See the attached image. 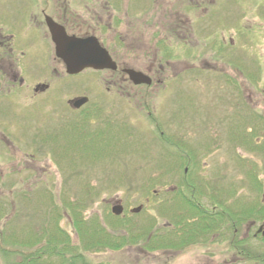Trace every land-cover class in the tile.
<instances>
[{"label": "rangeland", "instance_id": "rangeland-1", "mask_svg": "<svg viewBox=\"0 0 264 264\" xmlns=\"http://www.w3.org/2000/svg\"><path fill=\"white\" fill-rule=\"evenodd\" d=\"M153 2L160 11L187 5ZM194 8L187 19L201 61L191 76L178 73L165 91L144 90L141 105L112 94L109 110L87 123L46 102L15 127L16 149L28 156L0 157V264H246L231 242L264 220L257 205L264 199V0H204ZM221 36L234 44L218 57L211 48ZM232 74L237 90L224 78ZM76 81L92 87L95 79ZM73 118L78 124L68 126ZM184 182L195 188L184 194L207 210V200L225 199L223 187L234 193L244 217L235 234L230 227L197 231L173 248L174 216L195 221L172 193ZM111 200H121L122 217L110 213ZM248 243L257 256L264 251L259 239Z\"/></svg>", "mask_w": 264, "mask_h": 264}, {"label": "flooded vegetation", "instance_id": "flooded-vegetation-1", "mask_svg": "<svg viewBox=\"0 0 264 264\" xmlns=\"http://www.w3.org/2000/svg\"><path fill=\"white\" fill-rule=\"evenodd\" d=\"M182 1L187 3L183 4V12L175 10V6L160 11L153 6V0H130L131 7L123 4L124 0H114L113 6L110 0H0V125L12 127L10 130L0 128V151L4 154L0 152V157H18L19 153H22L21 157L28 156L16 149L15 127H25L23 125L30 122L32 107L42 109L49 102L51 104H46L49 110L80 113V120L87 123L90 117L100 119L109 110L107 100L112 94L126 100L132 96L141 105L144 90L165 91L178 73L191 76L193 69H197L195 63L201 61V54L192 49L191 23L187 18L192 5L200 10L204 0ZM129 12L136 14L135 19L141 18L138 24L133 23ZM48 23L61 28L67 37L95 41L114 68H85L76 74L67 73L63 61L55 54ZM175 42H178L177 46ZM213 44L212 53L222 57L234 42L233 38L226 40L221 36ZM180 66L183 69L177 68ZM84 74L93 75L92 87L76 81ZM129 74H141L150 84H135ZM228 76L224 77L225 80L230 82L232 79L233 89L237 90V74ZM60 120L55 125H60ZM77 122L73 118L60 128L67 124L76 126ZM192 153L195 154L193 150ZM185 190L195 193L189 182L174 188L172 193L179 203L193 210L195 221L192 223L181 214L174 216V221L168 224L173 248L194 241L197 231L213 232L230 227L235 234V224L244 217L240 216V209L233 199L214 198L211 203L207 200L212 205L207 210L199 205V200L188 198ZM257 205L260 211L264 210V199ZM118 206L122 217L125 210L121 200L110 201V213ZM132 211L128 210L129 213ZM254 222L249 225L245 238L236 240L233 236L231 245L236 260L264 264V251L257 256L254 253L257 249L248 246L250 238L264 243V220L250 234V230L257 226ZM157 233L149 238L156 240ZM179 238L181 243L176 244Z\"/></svg>", "mask_w": 264, "mask_h": 264}, {"label": "water", "instance_id": "water-1", "mask_svg": "<svg viewBox=\"0 0 264 264\" xmlns=\"http://www.w3.org/2000/svg\"><path fill=\"white\" fill-rule=\"evenodd\" d=\"M47 26L54 44L55 54L63 61L67 73L76 74L85 68L97 70L114 68L111 66L107 54L99 48L95 41L67 37L64 31L53 23H48ZM129 76L135 84H150V81L141 74H129ZM112 213L119 216L121 208L114 207Z\"/></svg>", "mask_w": 264, "mask_h": 264}, {"label": "trees", "instance_id": "trees-1", "mask_svg": "<svg viewBox=\"0 0 264 264\" xmlns=\"http://www.w3.org/2000/svg\"><path fill=\"white\" fill-rule=\"evenodd\" d=\"M73 131H74V130H73ZM252 181H253L256 185H259L258 182H257V180L255 179V176L252 177ZM222 190H223V196L225 197V199H232L233 194H234L232 191H229V190L225 191V190H224V187L222 188ZM235 200L238 201V198H236ZM222 208L224 209L225 206L222 207ZM240 211H243L242 208L240 209ZM241 213H242V212H241ZM110 241H111V243L114 242L113 240H110ZM110 247H111V246H110Z\"/></svg>", "mask_w": 264, "mask_h": 264}]
</instances>
